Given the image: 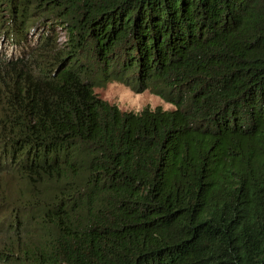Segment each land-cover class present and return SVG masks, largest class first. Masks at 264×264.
I'll list each match as a JSON object with an SVG mask.
<instances>
[{
	"label": "trees",
	"instance_id": "obj_1",
	"mask_svg": "<svg viewBox=\"0 0 264 264\" xmlns=\"http://www.w3.org/2000/svg\"><path fill=\"white\" fill-rule=\"evenodd\" d=\"M0 264H264V0H0Z\"/></svg>",
	"mask_w": 264,
	"mask_h": 264
},
{
	"label": "rangeland",
	"instance_id": "obj_2",
	"mask_svg": "<svg viewBox=\"0 0 264 264\" xmlns=\"http://www.w3.org/2000/svg\"><path fill=\"white\" fill-rule=\"evenodd\" d=\"M95 91L104 99L117 104L123 110L140 111L146 106H162L165 109L174 108L160 96L148 89L137 91L131 85L119 81L109 82L106 86H96Z\"/></svg>",
	"mask_w": 264,
	"mask_h": 264
}]
</instances>
